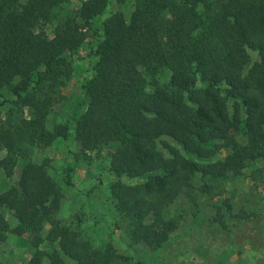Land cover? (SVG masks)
<instances>
[{
	"label": "trees",
	"instance_id": "trees-1",
	"mask_svg": "<svg viewBox=\"0 0 264 264\" xmlns=\"http://www.w3.org/2000/svg\"><path fill=\"white\" fill-rule=\"evenodd\" d=\"M81 51L94 59L80 83L84 111L49 129ZM72 125L85 159L106 153L107 196L129 241L161 249L177 229L164 212L181 194L195 202L197 176L208 194L209 180L250 163L264 172V0H0V247L25 239L24 264L114 262L111 244L59 218L77 167L66 162L60 184L51 160L34 157Z\"/></svg>",
	"mask_w": 264,
	"mask_h": 264
},
{
	"label": "rangeland",
	"instance_id": "rangeland-1",
	"mask_svg": "<svg viewBox=\"0 0 264 264\" xmlns=\"http://www.w3.org/2000/svg\"><path fill=\"white\" fill-rule=\"evenodd\" d=\"M23 2L24 0H20ZM74 3V0H73ZM114 11L117 5L113 6ZM107 14L101 16L106 18ZM89 41V40H88ZM143 43V42H141ZM89 51H81L74 63V73L64 89L66 100L56 106L49 116L48 128L64 123L70 115L79 117L84 108L80 83L90 73L94 59L89 62ZM134 72H144L135 62ZM70 126L68 139H57L45 150H38L36 160H51L53 177L62 184L63 165L68 162L77 167L71 187H64V199L59 211L62 222L80 228L96 246L111 244L115 252L112 264H264V172H257L262 162L248 164L238 176H229L224 182L209 180L211 191L201 194L197 187L201 178L193 180L195 202L186 195H179L164 212L167 219L177 221V229L163 247L151 251L141 244L129 241L125 234L126 219L119 216L109 203L107 188L115 180L108 170L106 153H82L73 139ZM236 139L244 143L239 135ZM174 148L178 146L166 139ZM162 155L166 152L159 146ZM78 154V158L75 155ZM5 155L0 151V157ZM20 166L15 169L9 183L18 178ZM128 185L142 180L121 177ZM7 182L0 170V193ZM3 213L11 227L17 224L8 210ZM222 215V216H220ZM46 233V231H44ZM25 239L9 235L0 247V260L5 264H24L30 254Z\"/></svg>",
	"mask_w": 264,
	"mask_h": 264
}]
</instances>
